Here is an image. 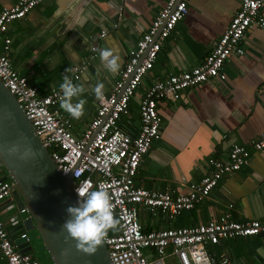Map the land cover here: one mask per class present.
Segmentation results:
<instances>
[{
  "label": "crops",
  "instance_id": "crops-1",
  "mask_svg": "<svg viewBox=\"0 0 264 264\" xmlns=\"http://www.w3.org/2000/svg\"><path fill=\"white\" fill-rule=\"evenodd\" d=\"M16 2L0 0V12ZM165 3L166 0H46L23 19L8 25L5 36L11 41L12 65L40 95H45L60 89L72 67L91 54V46L97 45L99 51L114 50L119 56L118 72L105 69L98 51L76 83L84 89L79 97L85 100L83 116L73 119L60 104L57 106L72 135L79 138L97 110L99 95L93 89L99 83L103 85L101 93L111 92L128 52ZM238 9V0L188 2L187 14L163 41L152 70L130 99L128 114L120 117L121 128L136 135L140 126L139 101L145 90L156 80L200 65ZM241 45L244 55L230 56L225 62V81H208L184 91L179 100L158 102L160 138L139 163L134 177L136 187L183 192L188 184L208 173L209 158H225L233 143H247L264 130V26L248 29ZM6 205L10 204H0V220L8 222L15 215L20 220L15 227L9 226L11 237L16 240L21 233L30 236L20 231L27 214H19L14 203L9 209ZM228 205H232L234 221L264 220V150L251 151L248 164L222 178L194 209L174 219L163 213L151 216L141 209L139 222L145 231L193 227L220 217ZM209 249L216 254L225 252L234 264H264V236L225 240ZM32 252L34 256L35 249ZM172 261L173 264L175 260ZM0 264H5L1 256Z\"/></svg>",
  "mask_w": 264,
  "mask_h": 264
},
{
  "label": "built area",
  "instance_id": "built-area-1",
  "mask_svg": "<svg viewBox=\"0 0 264 264\" xmlns=\"http://www.w3.org/2000/svg\"><path fill=\"white\" fill-rule=\"evenodd\" d=\"M45 1L17 0L0 12V80L14 95L61 174L72 175L76 196V191H91L100 186L108 192L113 215L119 221L116 230H109L102 239L111 264H172V260L176 264H234L225 252L212 253L209 247L225 240L264 236V220L234 221L232 205H228L223 215L197 226L144 231L139 211L143 209L151 216L163 213L174 219L181 212L194 209L209 197L222 178L248 164L251 151L264 150V130L247 143H233L225 158H209L208 173L200 181L188 184L183 192L174 194L136 187L134 177L140 161L160 138L162 120L158 102L179 100L184 91L208 81H225V62L230 56L244 55L241 43L248 29L264 26V0H238L239 9L200 65L156 80L145 90L139 101L140 126L132 136L120 127L119 119L128 114L129 101L152 70L163 41L188 12L190 0H166L147 31L128 52L111 92L99 95L95 116L79 138L72 135L68 121L57 111L61 89L40 95L14 69L9 57L11 41L5 36L8 25L23 19ZM104 36L102 32L100 37ZM98 51L97 45L91 46V54L72 67L69 78L74 84L98 56ZM1 171H4L2 165L0 204L9 203L6 205L9 209L13 204V182L10 178L2 179L5 171L3 174ZM18 213L26 214V210ZM19 222L17 215L8 218V222L0 220V256L5 264H40L31 253H21L11 237L9 226L13 228ZM19 238H26V234L21 233Z\"/></svg>",
  "mask_w": 264,
  "mask_h": 264
},
{
  "label": "water",
  "instance_id": "water-1",
  "mask_svg": "<svg viewBox=\"0 0 264 264\" xmlns=\"http://www.w3.org/2000/svg\"><path fill=\"white\" fill-rule=\"evenodd\" d=\"M157 36L154 38V40ZM0 165L12 184V202L27 217L21 232L34 230L38 252L46 253L51 264H111L103 241L94 252L78 249L63 229L69 219L65 209L78 197L72 175H62L25 116L14 95L0 80ZM21 253H33L31 236L14 240ZM36 243V242H35Z\"/></svg>",
  "mask_w": 264,
  "mask_h": 264
},
{
  "label": "clouds",
  "instance_id": "clouds-1",
  "mask_svg": "<svg viewBox=\"0 0 264 264\" xmlns=\"http://www.w3.org/2000/svg\"><path fill=\"white\" fill-rule=\"evenodd\" d=\"M99 57L109 73L118 72L119 56L113 49H101ZM59 87L60 107L73 119H79L84 114L85 100L79 98L84 91L83 86L74 84L65 76ZM102 88L103 85L98 83L93 91L96 95H100ZM76 193L78 196L76 204L66 207L65 212L69 219L65 220L62 227L78 249L91 253L109 230H116L119 221L113 215L109 194L103 186L91 191H76Z\"/></svg>",
  "mask_w": 264,
  "mask_h": 264
},
{
  "label": "rangeland",
  "instance_id": "rangeland-1",
  "mask_svg": "<svg viewBox=\"0 0 264 264\" xmlns=\"http://www.w3.org/2000/svg\"><path fill=\"white\" fill-rule=\"evenodd\" d=\"M28 234L31 236V238L35 239L36 240V243H35V240H34V249H35V252H34V256L39 258L40 260V264H51L50 260L48 259V257L46 256V254H44V252H38V248H39V240L37 239V234L34 230L32 231H29Z\"/></svg>",
  "mask_w": 264,
  "mask_h": 264
},
{
  "label": "trees",
  "instance_id": "trees-1",
  "mask_svg": "<svg viewBox=\"0 0 264 264\" xmlns=\"http://www.w3.org/2000/svg\"><path fill=\"white\" fill-rule=\"evenodd\" d=\"M4 173V171H1V174H3ZM4 177L2 176V179H3ZM145 231V230H144ZM44 254H46V253H44ZM47 256V255H46ZM49 259V258H48Z\"/></svg>",
  "mask_w": 264,
  "mask_h": 264
}]
</instances>
